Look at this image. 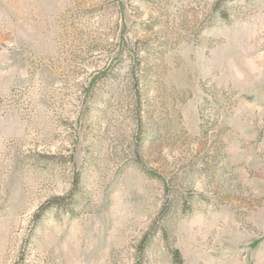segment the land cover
Wrapping results in <instances>:
<instances>
[{
  "label": "rangeland",
  "instance_id": "374dc122",
  "mask_svg": "<svg viewBox=\"0 0 264 264\" xmlns=\"http://www.w3.org/2000/svg\"><path fill=\"white\" fill-rule=\"evenodd\" d=\"M0 264H264V0H0Z\"/></svg>",
  "mask_w": 264,
  "mask_h": 264
}]
</instances>
